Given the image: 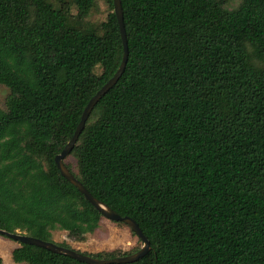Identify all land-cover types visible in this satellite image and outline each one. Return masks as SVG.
Here are the masks:
<instances>
[{
	"label": "trees",
	"instance_id": "trees-1",
	"mask_svg": "<svg viewBox=\"0 0 264 264\" xmlns=\"http://www.w3.org/2000/svg\"><path fill=\"white\" fill-rule=\"evenodd\" d=\"M106 1L99 32L82 23L96 0H0L3 229L83 240L104 216L55 157L123 59ZM230 1L122 0L126 68L71 151L79 172L67 164L150 239L144 257L110 264H264V0ZM12 258L91 264L24 242Z\"/></svg>",
	"mask_w": 264,
	"mask_h": 264
},
{
	"label": "water",
	"instance_id": "water-1",
	"mask_svg": "<svg viewBox=\"0 0 264 264\" xmlns=\"http://www.w3.org/2000/svg\"><path fill=\"white\" fill-rule=\"evenodd\" d=\"M114 9L115 13L118 17L121 34L123 38L124 43V54L122 62L117 69V71L114 73V75L108 79L107 82H105L101 88L94 94L89 102L87 103L86 107L84 108V111L82 113L81 119L77 125V128L72 136V138L66 143L64 148L56 155L55 160L57 163L58 168L60 169L61 173L69 179L73 184H75L81 192L85 195V197L93 203L104 216L114 220V221H123L129 225V227L135 231V233L139 236V238L143 241V246L138 249L135 252H132L130 254L121 255L117 257H111V258H100L96 257L87 253H84L83 251H80L78 249L67 247L64 245H61L55 241L46 240L40 237H36L34 235H30L27 233H23L21 231H8L6 229H3L0 227V235L8 236L12 239H15L19 242L24 243H30L35 244L38 246H42L45 248H48L50 250H53L58 253H62L71 257H74L81 261H86L91 264H110V263H127L132 262L140 259L141 257H144L151 251V242L148 236L144 233L139 223L130 215H121L114 209H112L106 202L100 200L97 198L85 185L84 183L76 176V174L70 169V167L65 162V158L71 154L72 149L76 145L78 138L84 129L86 122L93 111L95 105L99 102V100L102 98V96L109 91L110 88H112L120 79L122 74L124 73V70L126 68V64L128 61V55H129V48H128V39H127V32L126 27L124 23V15H123V7H122V0H114Z\"/></svg>",
	"mask_w": 264,
	"mask_h": 264
},
{
	"label": "rangeland",
	"instance_id": "rangeland-1",
	"mask_svg": "<svg viewBox=\"0 0 264 264\" xmlns=\"http://www.w3.org/2000/svg\"><path fill=\"white\" fill-rule=\"evenodd\" d=\"M58 2V0H53ZM240 0H231L230 6L238 4ZM96 6L93 7L88 15L82 19L83 26L86 29H95L101 31V23L111 11L106 0H96ZM77 9L74 8L76 13ZM77 14V13H76ZM78 17H80L78 15ZM94 73L99 80L104 76V69L101 64L94 67ZM9 93V88L5 85H0V105L6 107V97ZM65 162L71 166L75 172H79L77 158L73 154H69L65 158ZM146 194L157 198L146 190ZM53 239L55 242H66L72 248L79 249L92 254L107 253L117 251L118 253L132 251L135 248H141L143 241L125 222L114 221L106 216L101 218L99 226L92 233L87 234L83 240H76L69 236L66 230L56 229L53 231ZM20 242L5 235H0V254L3 257V264H21L15 262L12 258V250L19 246ZM134 252V251H133Z\"/></svg>",
	"mask_w": 264,
	"mask_h": 264
}]
</instances>
